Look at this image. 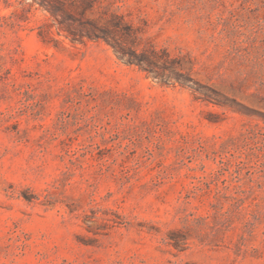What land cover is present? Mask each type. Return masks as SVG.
Segmentation results:
<instances>
[{
  "label": "rangeland",
  "instance_id": "374dc122",
  "mask_svg": "<svg viewBox=\"0 0 264 264\" xmlns=\"http://www.w3.org/2000/svg\"><path fill=\"white\" fill-rule=\"evenodd\" d=\"M0 264H264V0H0Z\"/></svg>",
  "mask_w": 264,
  "mask_h": 264
},
{
  "label": "trees",
  "instance_id": "16d2710c",
  "mask_svg": "<svg viewBox=\"0 0 264 264\" xmlns=\"http://www.w3.org/2000/svg\"><path fill=\"white\" fill-rule=\"evenodd\" d=\"M170 239L174 247L177 248L179 246L178 244L180 243L181 239L179 237H170Z\"/></svg>",
  "mask_w": 264,
  "mask_h": 264
}]
</instances>
